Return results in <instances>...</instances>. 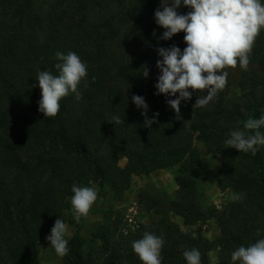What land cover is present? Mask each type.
Returning <instances> with one entry per match:
<instances>
[{
    "label": "trees",
    "instance_id": "trees-1",
    "mask_svg": "<svg viewBox=\"0 0 264 264\" xmlns=\"http://www.w3.org/2000/svg\"><path fill=\"white\" fill-rule=\"evenodd\" d=\"M181 5L182 14L191 11ZM157 8L158 0H0V264H40L39 247L69 211L73 184L95 183L120 200L136 176L174 168L177 195L163 200L167 212L127 232L107 218L91 243L77 232L62 264H142L132 243L145 232L163 236L162 264H187L183 252L192 248L200 251L201 264H210L213 243L183 233L170 213L188 227L216 222V264H233V251L264 238V146L253 156L224 143L247 119L264 115V29L237 91L227 84L203 108L194 104L207 93L194 92L181 101L177 120L166 103L176 97L155 94L157 49L174 44L183 51L185 33L161 39ZM70 51L87 65L81 99L70 93L59 114L45 118L38 110L37 70L59 75L56 53ZM133 95L145 98L148 118L159 113L151 128ZM194 140L218 153L219 188L243 194L242 200L232 199L221 211L203 204Z\"/></svg>",
    "mask_w": 264,
    "mask_h": 264
},
{
    "label": "clouds",
    "instance_id": "clouds-1",
    "mask_svg": "<svg viewBox=\"0 0 264 264\" xmlns=\"http://www.w3.org/2000/svg\"><path fill=\"white\" fill-rule=\"evenodd\" d=\"M181 3L191 11L178 13ZM154 17L157 25L165 29L161 39L170 40L180 32L185 33L183 39L187 46L183 51L174 44L169 48L160 47L157 52L162 59L156 62L160 75L155 84V94L176 97L166 103L180 120L181 101L191 100L194 92L203 91L207 94L198 96L194 106L206 107L227 86L229 73L226 69L237 66L245 71L248 69L255 41L264 29V3L261 0H161ZM56 56L62 61L55 65L59 75L38 69L36 77L41 90L38 110L48 119L59 114L60 101L70 93L75 94L77 100L81 99L79 86L82 81L86 82L88 75L86 63L75 52L70 51L66 55L57 52ZM142 75L148 78L147 67ZM131 99L142 110L145 127L151 128L158 123V112L153 114V118H148L149 106L144 97L133 95ZM113 120L116 124L123 123L118 117H113ZM262 128L264 115L258 119H247L243 122V130L237 128L229 133V138L224 141L225 148L256 155L258 146H264ZM71 191L73 216L79 222L81 217L89 214L98 193L94 187L76 184L72 185ZM232 199L240 201L243 194H235ZM67 231L68 225L60 218L46 237L60 257L69 253ZM164 244L163 236L145 232L141 239L132 243V248L142 264H162ZM183 256L187 264H201V253L196 248L185 250ZM231 260L233 264H264V238L247 247L240 246L232 252Z\"/></svg>",
    "mask_w": 264,
    "mask_h": 264
},
{
    "label": "rangeland",
    "instance_id": "rangeland-1",
    "mask_svg": "<svg viewBox=\"0 0 264 264\" xmlns=\"http://www.w3.org/2000/svg\"><path fill=\"white\" fill-rule=\"evenodd\" d=\"M158 6L160 8L161 0H158ZM177 11L182 14V5ZM226 70L229 73L227 84L231 92H236L237 83L242 76V69L237 66L235 69L228 68ZM193 148L202 159L199 176L200 200L205 206L221 211L233 196L230 190L219 188L217 152L209 151L197 140L193 141ZM128 164L129 162L125 159L119 162L120 167H126ZM175 172L174 168L158 171L150 176H136L132 188L120 200L113 198L107 188L101 189L95 183L85 185L97 190L98 199L89 214L86 217H81L79 222L74 219L70 202L69 211H66L62 217L68 225L66 238L69 239L78 232L87 242L91 243L93 237L103 231L107 218H111V221L117 224V230H121V232L152 224L158 219L157 212H167L166 208H163V200L176 198ZM156 200L158 201L156 202ZM169 218L180 227L183 233H199L213 243L208 259L210 264H216L218 250L214 246L220 236V231L214 220L188 227L183 225L182 219L173 213L169 214ZM39 260L40 264H62L63 257L58 256L51 247L50 241L45 240L39 247Z\"/></svg>",
    "mask_w": 264,
    "mask_h": 264
}]
</instances>
